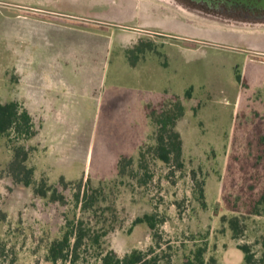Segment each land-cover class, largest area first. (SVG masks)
<instances>
[{
  "label": "rangeland",
  "instance_id": "obj_1",
  "mask_svg": "<svg viewBox=\"0 0 264 264\" xmlns=\"http://www.w3.org/2000/svg\"><path fill=\"white\" fill-rule=\"evenodd\" d=\"M173 1L189 14L168 6L174 10L168 9L169 19L187 21L181 29L157 19L163 15L158 11L149 22L137 0L36 1L34 13L42 14L51 4L77 16V23L99 20L137 30L141 46L168 35V64L179 76H195L193 84L203 85L198 99L213 108L210 115L216 122L204 123L208 131L193 150L181 149L179 164L155 160L150 139L140 149L142 159L138 155L122 176H111L120 154L130 150L123 129L115 121L105 126L103 108L93 116L79 111L71 126L59 129L62 137L53 152L37 163L35 183L44 179L55 190L46 198L36 196L32 186L14 185L7 176L12 154L8 137H3L0 264H51L46 259L50 244L80 221L86 239L97 237L98 245L85 241L74 264H99L100 253L107 251L121 258L149 249L151 256L181 264L197 246L206 248L205 264L212 259L215 264H243L238 250L243 245L254 264H264V216L252 214L264 194V28L255 26L259 21L242 7ZM35 155L32 151L27 163L33 169ZM84 194L96 200L87 211L81 209ZM144 215L154 216L155 230L134 224ZM232 217L242 228L236 239L227 223Z\"/></svg>",
  "mask_w": 264,
  "mask_h": 264
},
{
  "label": "crops",
  "instance_id": "obj_2",
  "mask_svg": "<svg viewBox=\"0 0 264 264\" xmlns=\"http://www.w3.org/2000/svg\"><path fill=\"white\" fill-rule=\"evenodd\" d=\"M36 1L0 0V104L16 102L31 117L36 132L25 144L36 149L35 172L61 139L59 129L71 126L82 110L93 116L103 108L105 126L115 121L130 146L120 158L131 159L155 131L149 111L175 98L184 106L175 125L182 152L193 150L208 131L205 124L216 122L210 115L213 108L198 99L203 85L193 84L195 76H179L168 64V35L141 46L137 30L99 20L77 23V16L52 9L51 4L43 15L34 13ZM137 1L144 4L149 22L158 11L165 16L157 19L166 25L181 29L188 24L178 13L180 20L169 19L166 2Z\"/></svg>",
  "mask_w": 264,
  "mask_h": 264
},
{
  "label": "trees",
  "instance_id": "obj_3",
  "mask_svg": "<svg viewBox=\"0 0 264 264\" xmlns=\"http://www.w3.org/2000/svg\"><path fill=\"white\" fill-rule=\"evenodd\" d=\"M189 96V91L185 97ZM150 118L155 125V131L152 134L153 145L149 148L153 158L163 164H179L181 159V140L179 134L175 131L177 121L184 115V106L179 98L173 99V104L166 103L158 109L149 111ZM31 117L26 110L16 102L0 104V140L8 137V146L11 151V160L6 167V174L10 177L14 185L30 187L33 193L41 198H46L48 193L55 190L47 185L46 180L42 179L38 184L35 183L34 169L27 165L30 154L36 149L26 146L25 142L35 135ZM144 157L139 152V158ZM131 162V158L122 157L119 159L116 167L118 176H122L126 165ZM53 195V193H52ZM55 197H52L54 200ZM95 198H89L84 194L81 200V209L87 211L93 208ZM252 214L264 216V194L254 203ZM225 220V219H224ZM145 223L153 231L156 228V221L152 215H144L134 221V224ZM228 226L232 231L233 238H238L242 232L240 222L237 217H232L228 221ZM88 242L89 246H97L98 238L91 237L86 239V233L82 228V222H78L70 231L67 230L60 239L54 240L48 250L46 259L51 264H74L78 249ZM156 242V246H158ZM243 254V264H254L253 254L248 246H239ZM206 248L197 246L184 256L181 264H205L204 255ZM152 249L146 252L133 250L123 257H118L113 251L100 253L99 264H171L168 259H159L158 255L151 256ZM210 264H215L212 259Z\"/></svg>",
  "mask_w": 264,
  "mask_h": 264
},
{
  "label": "water",
  "instance_id": "obj_4",
  "mask_svg": "<svg viewBox=\"0 0 264 264\" xmlns=\"http://www.w3.org/2000/svg\"><path fill=\"white\" fill-rule=\"evenodd\" d=\"M168 3V6L175 8L183 14H187V12L182 9L180 6H177L173 0H160ZM195 2H206L208 4L216 5V9H218L219 5H223L226 8H235L242 7L247 11H264V0H194ZM212 8V7H211Z\"/></svg>",
  "mask_w": 264,
  "mask_h": 264
},
{
  "label": "flooded vegetation",
  "instance_id": "obj_5",
  "mask_svg": "<svg viewBox=\"0 0 264 264\" xmlns=\"http://www.w3.org/2000/svg\"><path fill=\"white\" fill-rule=\"evenodd\" d=\"M233 11H235V10L233 9ZM248 13L252 14V15H250L251 16L250 19H252L254 21H259V22H257L259 24H254L255 26L260 25L259 27L264 28V11H252V12L248 11ZM255 26H253V27H255Z\"/></svg>",
  "mask_w": 264,
  "mask_h": 264
}]
</instances>
